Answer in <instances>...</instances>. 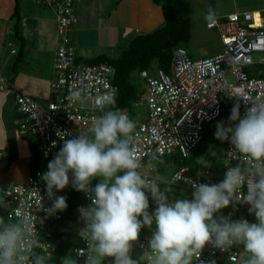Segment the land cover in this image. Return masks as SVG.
<instances>
[{
    "label": "clouds",
    "instance_id": "9594fccd",
    "mask_svg": "<svg viewBox=\"0 0 264 264\" xmlns=\"http://www.w3.org/2000/svg\"><path fill=\"white\" fill-rule=\"evenodd\" d=\"M204 19L214 24L217 13L210 7ZM70 99L83 98L80 91L71 90ZM97 103L114 106L115 100L99 97ZM245 105L242 115L241 103H235L228 123L218 122L214 136L229 142L247 164L227 167L217 184L191 183V199L170 200V188L161 190L157 179L139 170L136 122L122 109L103 111L93 120L90 134L66 139L69 134L58 131L62 146L41 176L52 203L41 210L48 216L66 210L67 198L56 193L70 183L91 200L78 209L83 222L79 236L86 249L62 258L61 264H78L80 257L84 264H103L106 258H112L113 264H141L144 257L133 258L132 252L145 227L152 229L148 264H194L209 244L222 251L242 246L244 264H264V99ZM196 164L210 167L205 157ZM93 180L99 181L94 187ZM149 195L156 206L153 212H149ZM237 202L250 206L255 223L219 215ZM4 204L0 202V207ZM32 221L26 208L0 215V264H49L47 256L36 251L44 245L33 232Z\"/></svg>",
    "mask_w": 264,
    "mask_h": 264
},
{
    "label": "built area",
    "instance_id": "2783aa9c",
    "mask_svg": "<svg viewBox=\"0 0 264 264\" xmlns=\"http://www.w3.org/2000/svg\"><path fill=\"white\" fill-rule=\"evenodd\" d=\"M75 7L76 0L55 2L58 43L53 57L54 78L49 86L50 91L57 94L54 102L41 107L0 75V93L12 96L16 112L23 117L18 126L20 133H27L37 139L40 158L47 165L63 143L57 132H67L69 135L66 139L90 134L93 120L108 105L98 104L97 98H114L116 92L111 83L114 74L111 66L105 63L76 62L75 47L69 34L76 22ZM206 28L218 33L222 46L219 53L192 60L184 49L176 48L171 56L169 73L156 68L152 73L148 70L139 73L143 91L138 94L134 107L140 106L145 110V117L135 121L139 138L138 156L142 164L139 170L149 178H152V165L161 162L166 156L187 159L202 141L205 125L220 117L223 104H229L230 116L233 105L239 101L243 115L245 104L264 99V14L251 11L232 13L217 19L214 24L207 23ZM227 74L230 75L231 83L227 82ZM71 90L80 91L82 101H72ZM125 112L129 116V112ZM237 163L246 165L247 161L234 152L229 142H225L222 180L227 167ZM45 172L36 171L25 182L0 184V202L5 201L4 207H0V215H6L16 207L28 209L33 216V232H37L44 245L36 251L49 260L57 250L53 241L52 223L60 220L61 215L57 212L48 216L41 210L42 207H50L52 203L47 197L46 185L41 180ZM191 183L215 184L210 170L203 167L190 172L183 167L170 177L171 185L185 187L192 192ZM73 190L70 183L56 195L67 198ZM242 191L246 193V186ZM80 193L84 203L76 204L72 213L79 229L83 227V222L78 209L91 203L85 193ZM155 207L154 201H151L149 212H153ZM244 207L250 206L239 202L230 204L219 215L233 220L234 215ZM151 235L152 229L148 228L140 232L137 240V250L144 257L141 264H148V241ZM81 249H86V244L79 238L78 245L72 249V255L75 257ZM239 257L237 247L222 251L209 244L205 245L199 260L194 264H215L221 260L235 264ZM84 259L80 257L78 264H84Z\"/></svg>",
    "mask_w": 264,
    "mask_h": 264
},
{
    "label": "crops",
    "instance_id": "0c3cea01",
    "mask_svg": "<svg viewBox=\"0 0 264 264\" xmlns=\"http://www.w3.org/2000/svg\"><path fill=\"white\" fill-rule=\"evenodd\" d=\"M55 2L18 0L20 21L16 36L15 21L11 17L14 1L0 0V75L41 107H46L57 97L49 87L54 78L53 57L58 43ZM234 4L235 0L229 8L233 11L217 18L247 11L264 14V0ZM74 15L76 22L69 34L79 63L98 55L115 58L134 36L152 32L164 23L161 7L151 0H76ZM22 121L12 96L0 93V167L4 168L3 174L0 172V178H3L0 184L23 182L29 174L35 138L20 133L18 126ZM4 155L6 162L2 164ZM252 216L249 207H244L234 220L244 218L254 223ZM70 224L66 226L72 229ZM241 250L235 264H244L246 253L242 254ZM110 261L113 263L112 258Z\"/></svg>",
    "mask_w": 264,
    "mask_h": 264
},
{
    "label": "trees",
    "instance_id": "16d2710c",
    "mask_svg": "<svg viewBox=\"0 0 264 264\" xmlns=\"http://www.w3.org/2000/svg\"><path fill=\"white\" fill-rule=\"evenodd\" d=\"M13 1L14 11L11 17L15 21V35L18 36V26L20 21L18 14L19 4L18 0ZM151 1L154 5H158L162 9L164 23L161 27L155 29L152 32L137 34L136 36H134L130 40L127 48L121 51L120 54L115 58H111L106 55H98L97 57L82 62L84 64L105 63L111 66L114 71L111 83L116 89L114 96L115 105L113 106L111 104H108L99 113V116L103 114V111L113 109L114 107L120 108L123 111H128L129 113H133V109L135 108L134 104L138 101V94L143 91V86L142 88L138 87L132 82V74L134 72L140 73L142 70H148L150 72L153 67L154 69H160L165 73H169L171 56L174 50L176 48L184 49L183 45L186 44L190 39V18L192 9L190 3L187 0ZM76 62L79 61L76 59ZM198 152L199 148L197 147L192 154H197ZM172 157L173 160L178 163V168L175 171L183 168V165H187V159L179 160V157L177 156ZM192 158L193 155L191 157L189 156V160ZM39 159L40 153L38 151V141L35 138L32 144V158L29 162L30 171L28 176L36 171L45 172L47 170V167L41 166V164L39 163ZM5 169H7V167ZM194 170H196V168L193 169V171ZM98 182V180L92 181L94 186ZM80 194L81 193L76 190H73L68 194L66 200L68 206L66 210H64L63 212H59V214L61 215V219L52 223L53 241L57 245V250L48 260L49 264H61L62 258L68 256L69 254H72V250L71 252H69L68 246L69 237L73 232L71 231L72 229L70 228V226L68 227L66 226V224H70L73 222V224H77L79 226V224L76 223L72 218V213L74 208L76 207V204L84 203L83 198ZM151 201L152 200L149 195V203ZM146 230L143 228L141 229V232ZM76 236L77 243L74 244L73 247L78 245V241L80 238L79 228ZM221 262L223 261H216L215 264H219ZM103 264L113 263L110 261V258H106Z\"/></svg>",
    "mask_w": 264,
    "mask_h": 264
},
{
    "label": "rangeland",
    "instance_id": "374dc122",
    "mask_svg": "<svg viewBox=\"0 0 264 264\" xmlns=\"http://www.w3.org/2000/svg\"><path fill=\"white\" fill-rule=\"evenodd\" d=\"M190 3L192 12L190 18V39L189 41L183 45L184 49L190 56L192 60H199L201 58L210 57L215 55L216 53L222 50V46L220 45V37L215 30H209L206 28L207 22L204 17L208 10V8H212L217 13V16L224 15L227 12L233 11V9H229L233 5V0H187ZM245 0H235L234 5H238L243 3ZM217 19H221L218 17ZM161 27V26H160ZM154 66V65H153ZM153 69L150 72H153ZM226 79L228 83H231L232 80L230 75H226ZM132 82L138 87L143 86V81L138 72H134L131 76ZM230 107L228 103H225L221 108L220 117L211 123L205 125V133L202 141L200 142L198 148L199 152L193 155V158L189 160L187 158V165H183V167L188 168V172L193 171V169L197 167H201L196 164V160L205 157L206 160L209 161L210 167L208 169L211 173V178H213L215 184L222 181L221 173H222V153L224 151V142L217 140L214 136L216 131V125L218 122H224L227 124V119L229 118ZM129 117L134 121L142 120L145 117V110L143 107H135L133 109V113H129ZM34 138V137H33ZM179 160H182L179 158ZM6 162V156L4 155L2 159V164ZM39 163L43 167H47L46 162H44L41 158L39 159ZM180 166V165H179ZM178 168V163L173 160L172 156H166L161 162L152 165V171H150V175L152 178L157 179L161 184V190L163 188H170L171 191L168 193L169 199H177V198H188L191 199L192 192L185 187H176L170 184V177L172 173ZM4 168L0 167V172L3 174ZM3 178H0L2 180ZM252 219L255 220L254 215ZM254 223L256 222L253 221ZM72 227V234L69 237V246L68 250L71 252L74 244L77 243V231L79 226L77 224H70ZM145 230L147 227L144 228ZM136 242L133 245V255H136L137 258L140 257V253L137 252ZM242 249V254H244V249L242 246H238V250L240 252ZM243 259V263H244ZM222 264H228L227 261H223Z\"/></svg>",
    "mask_w": 264,
    "mask_h": 264
}]
</instances>
